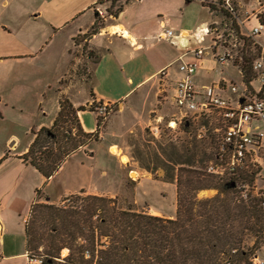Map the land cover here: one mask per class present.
I'll return each instance as SVG.
<instances>
[{
  "label": "rangeland",
  "instance_id": "obj_1",
  "mask_svg": "<svg viewBox=\"0 0 264 264\" xmlns=\"http://www.w3.org/2000/svg\"><path fill=\"white\" fill-rule=\"evenodd\" d=\"M240 1L244 5L241 11L244 17L253 19L251 13H261L257 9L260 8V4L264 3V0ZM260 1L262 3H259ZM75 3V0H0V59L4 58L3 61H5L9 60V57L17 56V58H10L12 60L8 62H0V100L2 101L0 102V154L11 150L8 142L13 135L17 136L18 145L21 148L29 143L33 136L32 131H35L37 127L41 125L50 127L51 120L59 112V102L64 97L63 94L69 93L82 102L89 97V88L93 81V65L99 56L98 52L90 50V46L86 43L87 36L85 35L87 34L75 38L76 46H74L69 39V34L76 25L69 29H63L60 26L73 10ZM122 3L124 2L115 0V7H111L112 1L103 2L106 9V12H103L104 16L106 18L113 16L111 13L117 10ZM95 10L100 16L98 22L102 26L104 22L99 9ZM206 15V13L203 14V16ZM260 15L264 23V12ZM209 20L211 26H218L224 23L225 19L212 14ZM252 22L249 23L250 26ZM245 32H247L246 29ZM213 37L207 34L203 47L211 46ZM236 37L235 34L233 37L228 36L227 42L222 43L227 50L232 52L234 58L240 57L242 51L241 42L237 41ZM255 39L257 49L254 50L253 56L264 60V30ZM239 64L237 62L234 67L231 65L225 67L228 77L232 76L238 83L243 81V75H240L235 68ZM179 66L176 67L177 71ZM224 75L227 77V74L224 73ZM172 94L173 91L170 95ZM170 95L165 91L160 93L159 102L155 107L156 113L149 116L144 115L145 119L148 118L143 125L138 124V117L129 116V113L116 114L118 108L111 109L108 105L111 113L103 117L102 126L105 122L106 125L102 133L107 139L106 142L111 144L110 146L118 147H116L117 155L115 156L122 167L119 169V165L109 161L105 157V150L108 148L104 150L103 144L97 143L96 145L94 141L83 149L88 153L93 150L94 159L89 158L92 154L89 153L86 158L84 157L85 159L75 156L63 163L51 187L48 188V194L51 197H58L61 191L74 187V184L78 182L85 185L95 184L96 186H90L89 192L82 195L116 199L122 208L131 207L143 214L175 219L178 210L177 182L182 176L186 177L189 171L205 173V165L211 160L213 144L208 139L195 138L196 129L193 131L192 128H187L173 132L169 128L171 115L176 112L168 100ZM150 103H153V98L148 106ZM93 105L100 106L94 103L89 108L91 109ZM93 114L98 121L99 115L96 108L92 113L94 123H96ZM153 116L162 118L157 136L150 132L149 127L150 122L154 123ZM123 119L125 123L121 121ZM67 125L71 126L72 135L76 134L73 123ZM184 147L191 151H201L193 165L190 163L178 165L175 160H169V158L176 159L178 153H183ZM103 166L109 171L105 178L100 175ZM183 169L185 172L182 173ZM134 174L135 177H133ZM253 180L250 176L242 182L236 180L237 184L227 195L247 201L248 195L253 196ZM77 194L80 195L77 192L73 196ZM43 195V193L38 194L35 203L36 211L38 205L51 204L48 199L44 200ZM217 195H219L218 190L205 189L199 192L197 199L210 200ZM71 196L66 198L68 200L64 199V204L56 206H71ZM23 217V215L18 216V219L22 222ZM29 218L30 222H33L31 213ZM43 222L39 221L36 225L40 227ZM253 244L254 242L251 241L250 246ZM41 251L43 249L35 252V257H41L37 255ZM62 255L61 252L62 259L66 257ZM254 255L264 256V248L261 251H255ZM28 257L30 260L29 254ZM245 262L248 264V260Z\"/></svg>",
  "mask_w": 264,
  "mask_h": 264
},
{
  "label": "trees",
  "instance_id": "obj_2",
  "mask_svg": "<svg viewBox=\"0 0 264 264\" xmlns=\"http://www.w3.org/2000/svg\"><path fill=\"white\" fill-rule=\"evenodd\" d=\"M109 1L115 7V0ZM118 1L124 3L111 13L116 17L131 0ZM230 4L234 13L226 0H215L207 6L223 17V22L230 24L242 40L239 65L244 79L250 82L254 77L252 63L257 45L238 25L241 20L238 5ZM98 18L90 34L85 35L86 41L101 29ZM98 60L99 56L96 63ZM261 96L264 98V91ZM59 104L60 112L52 128L32 131L33 142L21 157L24 164L32 165L48 180L73 154L98 142L97 133H86L78 118V112L86 111V107L76 109L66 97ZM95 108L93 105L90 110L94 112ZM68 123H73L76 134L72 135ZM102 123L103 118L98 117V126ZM200 152L184 147L183 153L177 154L178 159L169 160L178 165H193ZM177 183L175 219L122 208L116 199L83 196L84 192L72 195L69 207L42 204L36 211L34 204L30 212L33 222L29 218L25 223L27 251L30 257H35L34 253L43 249L37 255L43 257L44 264H223L227 259L246 264L255 251L264 248V209L254 196L248 195L247 201L229 197L231 182L218 180L206 172L189 171ZM205 189H216L219 195L198 200L197 195ZM39 221H44L40 227L36 225ZM251 241L254 244L250 246ZM64 250L69 255L62 259Z\"/></svg>",
  "mask_w": 264,
  "mask_h": 264
},
{
  "label": "crops",
  "instance_id": "obj_3",
  "mask_svg": "<svg viewBox=\"0 0 264 264\" xmlns=\"http://www.w3.org/2000/svg\"><path fill=\"white\" fill-rule=\"evenodd\" d=\"M75 1L80 2L75 3L73 10L60 25L63 29L76 25L69 34L74 46H76L75 38L89 33L96 18H100L95 9H99L104 24L97 34L86 41L90 50L98 52L99 55L98 62L93 65V81L89 88V97L82 102L69 93L63 96L76 109L81 106L87 108L84 112H78L83 130L86 133H97L96 145L103 144L104 150L108 148L105 150V157L119 165L120 169L122 166L118 164L116 156L110 150L111 147L117 146H110L102 133L106 122L99 127L97 118L93 114L96 122L94 123L92 117L94 112L89 107L94 103L109 105L111 109L118 108L116 114L129 113V116L134 115L139 118L138 124L146 123L148 117L145 119L144 115L156 113L155 107L159 102L160 93L165 91L170 95L172 91L174 92L175 83L181 77L176 67L182 62L192 61L194 50L202 47L203 42L206 41L207 27H211L209 16L214 14L207 5L215 0H131L124 4L118 17L113 15L108 18L103 13L106 12L103 2L107 3L109 0ZM226 1L238 5L240 21H245L247 16L241 14L244 6L242 1ZM260 5L257 11L263 13L264 3ZM204 13L207 15L203 16ZM250 22H252L251 26ZM256 22L252 19L244 22L245 26L240 25L243 34H246L245 29L247 31ZM167 31H172L174 34L163 39L161 36ZM10 58L17 56L9 57V60L5 61L2 58L0 62H8L12 60ZM218 69L214 61L210 58L206 59L195 78L196 85L217 81L220 78ZM152 98L153 103L148 106ZM57 115L51 120L49 128H52ZM121 121L125 123L124 119ZM42 127L47 126L41 125L35 131ZM32 142L33 136L25 147L20 148L17 136L13 135L8 142L11 150L0 154V264H29L25 222L29 219L31 208L36 203L38 192L44 194V200L48 199L51 204L60 205L65 203L64 199L68 196L77 192H89L90 186L95 185L78 182L74 187L61 191L58 197H51L48 188L51 187L59 171L48 180L32 165L24 164L21 160ZM89 153H92L89 158L93 160L95 153L93 150ZM89 153L79 150L70 158L80 156L85 159ZM108 174L109 171L103 166L101 177L105 178ZM22 215L24 217L21 222L18 216Z\"/></svg>",
  "mask_w": 264,
  "mask_h": 264
},
{
  "label": "built area",
  "instance_id": "obj_4",
  "mask_svg": "<svg viewBox=\"0 0 264 264\" xmlns=\"http://www.w3.org/2000/svg\"><path fill=\"white\" fill-rule=\"evenodd\" d=\"M227 4L230 12L234 13L230 2ZM260 14L262 13L252 14L257 22L246 32L255 44L256 36L261 35L264 30ZM251 18L239 21L238 25L245 26L244 22L251 21ZM206 33L214 36L211 46L198 47L193 52L194 59L182 62L178 68L181 77L175 83L173 95L168 99L176 112L171 115L168 126L173 132L196 129L195 138L211 141V160L205 165L207 175L234 184H237L236 180L244 181L245 175L253 177V196L264 209V98L261 96L264 91V60L254 59L253 79L247 82L243 76V81L238 83L232 76L228 77L225 67H234L237 62H242V58H234L232 52L222 44L227 42L228 36L236 35L233 28L230 24L222 23L212 25ZM173 34L172 31H167L161 37L167 39ZM236 40L241 42L243 50L242 40L238 36ZM209 58L218 65L220 78L211 84L196 85L198 71ZM235 68L243 75L240 65ZM96 110L102 118L111 113L108 105L96 106ZM153 117L154 123L149 124L150 132L157 136L162 118ZM29 262L44 264L42 257H31ZM223 264L236 263L227 259ZM248 264H264V257L253 255Z\"/></svg>",
  "mask_w": 264,
  "mask_h": 264
},
{
  "label": "bare ground",
  "instance_id": "obj_5",
  "mask_svg": "<svg viewBox=\"0 0 264 264\" xmlns=\"http://www.w3.org/2000/svg\"><path fill=\"white\" fill-rule=\"evenodd\" d=\"M110 150H111L112 154L117 155V149H116V147H111ZM133 177H135V174L133 175ZM67 253H68V250H64L62 256L67 255Z\"/></svg>",
  "mask_w": 264,
  "mask_h": 264
},
{
  "label": "water",
  "instance_id": "obj_6",
  "mask_svg": "<svg viewBox=\"0 0 264 264\" xmlns=\"http://www.w3.org/2000/svg\"><path fill=\"white\" fill-rule=\"evenodd\" d=\"M235 186V184L234 183H231V187H234Z\"/></svg>",
  "mask_w": 264,
  "mask_h": 264
}]
</instances>
